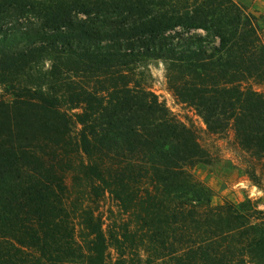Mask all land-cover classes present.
<instances>
[{
  "label": "trees",
  "instance_id": "1",
  "mask_svg": "<svg viewBox=\"0 0 264 264\" xmlns=\"http://www.w3.org/2000/svg\"><path fill=\"white\" fill-rule=\"evenodd\" d=\"M152 58L204 133L264 158V42L236 0H0V264H264V211L211 202L191 169L215 156L143 81ZM106 192L109 234L86 204Z\"/></svg>",
  "mask_w": 264,
  "mask_h": 264
},
{
  "label": "rangeland",
  "instance_id": "2",
  "mask_svg": "<svg viewBox=\"0 0 264 264\" xmlns=\"http://www.w3.org/2000/svg\"><path fill=\"white\" fill-rule=\"evenodd\" d=\"M236 1L255 16L260 37L264 42V0ZM143 69L147 73L143 81L178 119L192 122L200 128L199 132L203 144L215 156V160L211 164L199 162L191 169L195 179L210 188L211 202L220 204L226 200L238 202L245 198H251L257 207L264 211V190L255 185L244 171L245 164L253 160L258 163L257 168L264 169V158L256 161L250 153L241 149L234 141L231 131L221 136L204 133L205 124L202 118L194 108L178 100L170 90L166 78V65L162 60L158 58L148 59L144 61ZM252 86L264 92V83L252 81ZM1 99L8 101L11 96L5 93L0 86ZM74 175L75 171L67 175V182L70 185L74 183L72 178ZM262 183L264 186V177H262ZM85 185L86 182L83 181L82 188ZM86 204H90L102 216L103 227L107 234L116 232L120 222L127 218L115 198L108 192L96 198L94 203L87 199ZM110 251L114 259L115 250L111 244ZM107 264H114V261L111 260Z\"/></svg>",
  "mask_w": 264,
  "mask_h": 264
}]
</instances>
